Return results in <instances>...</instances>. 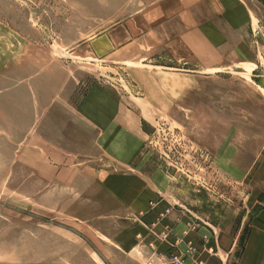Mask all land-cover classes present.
I'll list each match as a JSON object with an SVG mask.
<instances>
[{"label":"rangeland","instance_id":"374dc122","mask_svg":"<svg viewBox=\"0 0 264 264\" xmlns=\"http://www.w3.org/2000/svg\"><path fill=\"white\" fill-rule=\"evenodd\" d=\"M129 1L0 0V264L184 262L156 247L168 228L151 239L161 197L241 226L243 247L264 201V0H246L231 41L191 42L209 67L173 65L171 42L128 40L124 19L143 14ZM94 86L137 119L94 125L80 106ZM128 172L149 179L148 201L109 193L108 177Z\"/></svg>","mask_w":264,"mask_h":264},{"label":"crops","instance_id":"0c3cea01","mask_svg":"<svg viewBox=\"0 0 264 264\" xmlns=\"http://www.w3.org/2000/svg\"><path fill=\"white\" fill-rule=\"evenodd\" d=\"M246 3V0H130L128 8L142 10L143 14L128 15L127 19H124L128 27L127 39L162 42L163 46L171 42L166 47L169 48L173 65L200 64L203 62L195 55L201 45L195 46L191 42L201 41L202 45H205L202 46L204 49H214L211 41H231V33L235 30L232 26L246 24ZM108 34L106 32L102 35L107 38ZM111 39L113 40V37ZM234 39L241 40L238 36ZM176 42H180V50L172 47ZM153 63L159 67L165 66L162 61ZM201 66L209 67L208 63ZM112 98L117 100L107 90L99 86L91 87L80 103L82 113L102 130L110 127L115 119L124 126L121 120L124 116L133 121L137 119L135 112L125 113V108L119 106ZM107 119L110 120L105 125ZM121 163L125 165L123 167L129 168L134 164V160H123ZM144 178L137 172L112 174L106 180V187L122 204L132 206L136 200L148 201L151 198V192L144 186L150 184V181L142 180ZM174 204L176 201L172 198L161 197L154 206L147 209L146 220L155 227L152 240L156 234L168 228L169 245L165 246L156 240L158 250L162 252L165 247L171 252L174 250L170 246L176 247L183 255L184 264H198L200 260H205L208 264H264V201H261L260 208L252 211L247 220L249 231L240 253L237 243L241 226L236 233H232L230 226L225 224L222 227L214 225L209 219L199 222L196 219L199 217L198 209L193 210L194 214L189 216L182 210L173 209ZM205 236L207 238H204ZM184 249H190V253L184 254ZM160 261L167 263L168 260L164 256Z\"/></svg>","mask_w":264,"mask_h":264},{"label":"built area","instance_id":"2783aa9c","mask_svg":"<svg viewBox=\"0 0 264 264\" xmlns=\"http://www.w3.org/2000/svg\"><path fill=\"white\" fill-rule=\"evenodd\" d=\"M169 264H184V262L182 261V259L175 256L169 260ZM200 264H203V263H200Z\"/></svg>","mask_w":264,"mask_h":264}]
</instances>
